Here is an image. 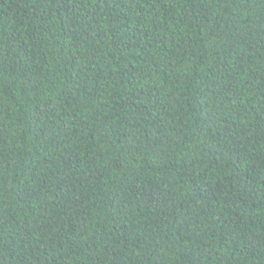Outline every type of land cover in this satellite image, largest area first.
<instances>
[{
  "label": "trees",
  "instance_id": "obj_1",
  "mask_svg": "<svg viewBox=\"0 0 264 264\" xmlns=\"http://www.w3.org/2000/svg\"><path fill=\"white\" fill-rule=\"evenodd\" d=\"M0 264H264V0H0Z\"/></svg>",
  "mask_w": 264,
  "mask_h": 264
}]
</instances>
